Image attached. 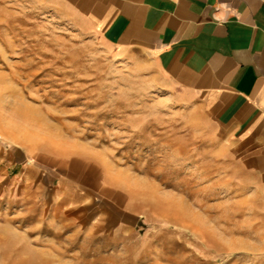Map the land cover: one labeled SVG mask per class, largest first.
Here are the masks:
<instances>
[{"label": "rangeland", "instance_id": "374dc122", "mask_svg": "<svg viewBox=\"0 0 264 264\" xmlns=\"http://www.w3.org/2000/svg\"><path fill=\"white\" fill-rule=\"evenodd\" d=\"M83 5L0 0V264H264L242 150Z\"/></svg>", "mask_w": 264, "mask_h": 264}, {"label": "crops", "instance_id": "0c3cea01", "mask_svg": "<svg viewBox=\"0 0 264 264\" xmlns=\"http://www.w3.org/2000/svg\"><path fill=\"white\" fill-rule=\"evenodd\" d=\"M83 6L84 20L105 45L141 55L167 91L216 128L215 140L242 150L247 179L264 201V0H86ZM24 154L12 149L5 157L22 164Z\"/></svg>", "mask_w": 264, "mask_h": 264}, {"label": "built area", "instance_id": "2783aa9c", "mask_svg": "<svg viewBox=\"0 0 264 264\" xmlns=\"http://www.w3.org/2000/svg\"><path fill=\"white\" fill-rule=\"evenodd\" d=\"M2 141V137H1V135H0V142Z\"/></svg>", "mask_w": 264, "mask_h": 264}]
</instances>
